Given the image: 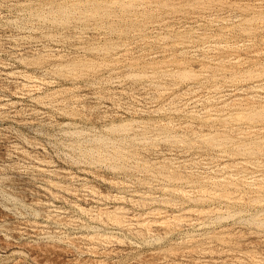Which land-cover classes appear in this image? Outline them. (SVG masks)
<instances>
[{"label":"rangeland","instance_id":"1","mask_svg":"<svg viewBox=\"0 0 264 264\" xmlns=\"http://www.w3.org/2000/svg\"><path fill=\"white\" fill-rule=\"evenodd\" d=\"M0 264H264V0H0Z\"/></svg>","mask_w":264,"mask_h":264}]
</instances>
